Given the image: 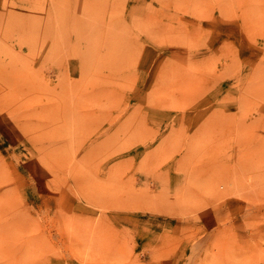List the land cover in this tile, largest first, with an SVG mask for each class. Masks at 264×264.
<instances>
[{
    "label": "rangeland",
    "instance_id": "obj_1",
    "mask_svg": "<svg viewBox=\"0 0 264 264\" xmlns=\"http://www.w3.org/2000/svg\"><path fill=\"white\" fill-rule=\"evenodd\" d=\"M0 264H264V0H0Z\"/></svg>",
    "mask_w": 264,
    "mask_h": 264
},
{
    "label": "bare ground",
    "instance_id": "obj_2",
    "mask_svg": "<svg viewBox=\"0 0 264 264\" xmlns=\"http://www.w3.org/2000/svg\"><path fill=\"white\" fill-rule=\"evenodd\" d=\"M120 21H121V18H120ZM204 21V20H203ZM201 22V21H200ZM245 22V21H244ZM204 24V23H203Z\"/></svg>",
    "mask_w": 264,
    "mask_h": 264
}]
</instances>
